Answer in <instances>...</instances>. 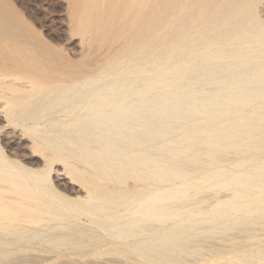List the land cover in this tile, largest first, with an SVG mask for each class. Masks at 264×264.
Wrapping results in <instances>:
<instances>
[{"label":"bare ground","instance_id":"6f19581e","mask_svg":"<svg viewBox=\"0 0 264 264\" xmlns=\"http://www.w3.org/2000/svg\"><path fill=\"white\" fill-rule=\"evenodd\" d=\"M261 1L0 0V264L264 258Z\"/></svg>","mask_w":264,"mask_h":264},{"label":"rangeland","instance_id":"374dc122","mask_svg":"<svg viewBox=\"0 0 264 264\" xmlns=\"http://www.w3.org/2000/svg\"><path fill=\"white\" fill-rule=\"evenodd\" d=\"M14 2H18L17 6L21 8L22 11L25 12L26 16L34 22L37 27H39L46 35L50 38H53V33L60 31L65 32L66 38L63 43L71 47L72 56L78 58V53L81 51L82 37L81 35L73 34L71 32V22L69 18V9H70V2L69 0H14ZM259 8L261 9L262 15H264V0H262L259 4ZM67 33V34H66ZM107 44L104 42H99L95 48L105 47ZM76 54V55H74ZM224 237V236H223ZM212 244L221 243L222 245L224 242L218 241L215 238H209V242ZM226 241V240H225ZM208 242V241H207ZM218 242V243H217ZM227 245H232L234 242H239L236 239L229 238ZM241 242V241H240ZM201 253H205V251L201 250L199 252H188L185 253L184 256L188 257L187 259L192 258H199ZM259 254L264 255V252H260ZM192 256V257H191ZM229 255L224 253H219L218 255H212L210 260L213 262H220L224 260L226 257L228 258ZM231 257V256H230ZM249 257V256H247ZM232 258V257H231ZM251 262H241L239 264H259L260 262L264 264V258L259 256L251 257ZM211 262V261H210ZM197 264H201L199 260H197ZM212 264V263H211Z\"/></svg>","mask_w":264,"mask_h":264}]
</instances>
